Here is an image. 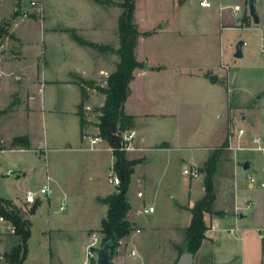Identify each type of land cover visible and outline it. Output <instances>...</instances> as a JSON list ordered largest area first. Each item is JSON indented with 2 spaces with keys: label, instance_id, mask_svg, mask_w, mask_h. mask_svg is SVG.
Masks as SVG:
<instances>
[{
  "label": "rangeland",
  "instance_id": "obj_1",
  "mask_svg": "<svg viewBox=\"0 0 264 264\" xmlns=\"http://www.w3.org/2000/svg\"><path fill=\"white\" fill-rule=\"evenodd\" d=\"M52 1L55 3L69 2V0ZM71 1L78 4L77 6L75 5L74 10L76 16L81 20L83 18L88 20L95 13L104 16L107 21V23L105 21L106 25L113 20V28L111 33L109 29V37L106 39L90 35L91 37H85L84 40V38L82 39L78 36L87 43V45L83 46L92 52V45L94 43L103 44L108 42L115 49L119 45V39L117 35L118 17L115 23L114 16L117 11L119 13L118 16L120 15L121 8L116 5H108V2L99 4L93 0H88L92 4V11L89 8L90 6H85L87 2L85 0V3L81 0ZM121 1L110 0V2L115 4ZM254 1L260 19L259 24H253L247 10H244L240 17H247L249 27L216 29L214 39L210 40L206 36L201 35L202 31L197 26L191 31L181 33V36L173 31L174 27H176L175 19H171V17L176 16V14L178 15L180 10L185 9L177 7L178 5L175 1L135 0L133 21L140 33L135 48L136 59L140 63V66L137 68L138 72L143 71V64H146V59L147 62L166 67L163 73L165 79H168L167 76L169 77L170 74L176 75L179 72L185 74L186 69H200L204 63L218 64L222 62L223 66H225V69L223 67L225 72L221 78V84L224 86L227 95L226 111L210 115L205 113V111L199 114H190L189 116L186 114L178 120L183 137L189 136L195 139L198 136H202V133L206 134L207 130L211 127H215L216 131L218 128L219 132L226 131L225 139L227 144L231 142L233 146L237 145V143L240 146H246L242 140L247 135L248 127L250 126L255 127V134L264 137V55L260 49L261 45L264 44V0ZM12 2L19 6V9L14 11L12 15L17 16L20 11H24L28 15L37 14L40 16L43 14L42 16H44L41 5H43L45 0H0V18L8 17L4 21H8L12 16L8 15ZM31 2H34L35 5H31ZM55 8L57 9L58 7ZM58 9L61 11L63 8L59 7ZM190 16H186L189 20L186 23L189 26L192 19ZM161 20H168L169 26L167 32L150 36L155 32L152 30L160 24ZM178 25H181V23ZM40 27L38 21H28L27 19L18 22L14 27L15 34L23 37L22 47L25 53L24 57L16 60L13 65L20 72L26 70L25 72H28L30 75L31 73L37 75L35 66V56L37 55L38 69L40 70L41 66L44 65L43 71L48 78L57 77L58 79H65L68 76L65 73V70H67L65 66L66 64H70L68 57L66 58L67 53H64L65 55L63 53L59 54L56 50L58 48L53 45L51 40L48 38L41 39ZM8 31H10V27ZM89 31L90 29L86 28L88 35ZM72 33L74 31H71ZM238 41L244 43L243 56L241 58L233 56L235 45ZM19 46L20 43L14 37H5L2 40L0 50H4L3 54L6 57L10 54L9 48L18 50ZM98 52L99 50L92 54L98 56ZM101 55L103 68L101 77L94 81L93 86L88 87L92 95L97 87L105 86L107 77L115 70V62L118 61V57L114 53L106 52ZM63 56H65L66 60L61 61V57ZM38 75L40 76L39 72ZM232 77L234 82L232 81ZM7 78L10 87L6 86L0 89V99L7 95L8 89H18V91L22 89L23 81H16L14 75ZM177 80L179 81L177 82L179 88L181 86L187 87L186 75L177 78ZM188 86L193 88L192 84ZM217 86L221 89L220 82H218ZM93 87L94 90H92ZM63 89L64 87H58L56 90L63 91ZM216 90L219 91L218 89ZM194 91L195 88L192 89V92ZM213 94L215 100L218 101L217 93L213 92ZM66 95L72 104L75 99L74 94L66 92ZM100 95L99 92L96 93L86 104L84 116L87 117L88 114L89 117H87L86 121L90 126L84 129V136L97 135V128L94 125L98 122V109L103 102ZM233 99H237V101L234 102ZM216 106H219V104H216ZM218 115L220 116L218 117ZM35 117L39 120L40 114L35 115ZM70 121L72 122L73 120ZM217 124H219V127H217ZM72 125H75L74 122ZM239 128L244 129L245 135L240 139H236ZM39 133L41 136V132ZM75 137L77 138L76 147L73 144L75 150L52 152L51 150H46L44 153L40 150H27L23 152L0 151V197L10 200L13 207L19 208L23 218L28 221L30 226V237L27 242L28 254L23 264H83V261H85V264H95L96 250L101 246L104 238V234L100 232V222L105 218L107 211V207L98 201V197H105L107 193L111 194L115 192L117 186L108 182V176L115 175L113 172L108 174V166L112 162V156L108 152L89 150L90 146L86 140H83V137L82 142L79 140V135H74L72 140H75ZM100 145L102 144L100 143ZM220 145L216 144L209 151V154ZM8 146L9 144H5V150L18 148H9ZM33 146V149L38 147L37 143H34ZM179 153L186 160L185 166L191 168L190 164L193 161L188 159L191 155L190 150H183ZM203 153L201 151L192 152L195 157L194 162ZM231 154H234L231 150L224 149L217 163V172L214 178L218 196L221 192L222 194L224 193V196H227L232 188L233 181H230L228 178L230 175L229 167L230 161L233 162L235 159L231 158ZM259 154H262V152L238 151L236 153L237 161L250 158L251 166H253L255 161H252V159L257 158ZM138 161L141 162L142 159ZM203 165L204 162L200 168L202 170ZM194 168L199 171L198 167ZM8 170H11V173L6 174ZM140 171V168H135L136 173ZM171 171L170 182L151 184L153 190L156 189L157 192L161 191V198L162 196L166 197V195L171 194L175 201L178 199L183 200V198L186 199L189 184H191V195L196 196V198L200 197L202 192L201 187L203 186V172L198 173L197 177L191 178L182 174L181 167L179 166L176 169L172 168ZM136 173L132 177V185L127 194V200L129 205H131L130 210H133V212L139 211L138 213L141 214L140 220L137 223L138 226H141L142 220L151 214L141 213L143 207H147L146 182H137V176L140 177L141 175H136ZM250 173H252L251 169L243 170L240 168L236 175L238 190L243 196L246 193V176ZM47 176H49V179H47ZM44 184L48 185L51 193L47 197L38 195L37 197L41 201V204L31 213L33 205L25 204V193L27 191L38 192ZM158 185L160 187H156ZM137 190L141 191L143 196H136ZM97 195L98 197H96ZM161 198H158L159 202L156 204L157 209L154 214V217L157 219L155 224L158 229L166 223L161 215L160 208L166 204L165 199ZM39 200L37 203L40 202ZM259 219L264 222V211L259 215ZM3 222L5 225L11 226L8 222L4 220ZM6 231L4 232L0 229V264H5L3 254L8 252L18 242L13 232H10L8 229ZM132 231H135V228ZM160 231L158 230V234L154 237H146L145 240L136 242L135 248L132 242L127 241L126 243L124 242L125 240L121 239L113 252L112 258L123 256L130 260H136L138 264H173L178 250L175 247L164 246L166 242L160 238L159 234L162 233ZM179 235L183 243L184 232H180ZM93 236L96 237L97 242L94 247L89 248V251L92 253L89 256L87 255V248Z\"/></svg>",
  "mask_w": 264,
  "mask_h": 264
},
{
  "label": "crops",
  "instance_id": "obj_2",
  "mask_svg": "<svg viewBox=\"0 0 264 264\" xmlns=\"http://www.w3.org/2000/svg\"><path fill=\"white\" fill-rule=\"evenodd\" d=\"M70 1L55 3L52 0H45L43 5H41L44 16H42L43 14L40 16L37 14L28 15L26 12L20 11L19 15L15 16L11 23L9 33L20 43V46L18 50L9 48L10 54L6 57L3 54L4 50H0V89L6 86L10 87L7 77L11 75L16 77V81H23V85L19 91L13 88L8 89L7 95L0 99V142L8 145L14 137L27 136L29 149L18 147L15 149H4V152L40 150L44 153L46 150H51V152L75 150L73 144L76 147L77 138L75 137V140H72L74 135H79L81 142L82 137L85 140V134H83L85 132L84 129L90 126V124L86 121L87 124L81 133L79 117L77 115L81 95L76 80L77 78L91 80L93 82L98 80L103 71L101 55L103 52L98 47L101 45H111L108 42L103 44L94 43L92 45V52H90L87 50V47L78 44L71 37V31H74L77 36L82 39L84 38V40L85 37L88 38L90 35L100 38L104 37L106 39L109 37V29L111 33L113 28V20L106 25L107 21L104 16L99 13L96 14L95 11L94 16L90 17L91 19L89 18L90 20H86V18L81 20L76 16L74 10L78 4ZM81 1L83 3L87 1L85 6H90L89 8L92 10V4L88 0H85V2L84 0ZM240 1L243 4L246 0ZM176 4L180 9L185 8L184 10H180V12L177 11L178 15L176 14V16L171 17V19H175L176 26L173 31L178 33L179 36H181V33L191 31L197 26L202 31L201 35L213 40L216 29L243 28L239 26L240 18L233 16L229 10L219 11L217 8L200 9L179 2H176ZM243 6L244 10H247L246 4H243ZM18 7L17 4L12 2L8 15H12L14 11L19 9ZM55 7H61L63 9L60 11V9H56ZM118 14L117 11L114 16L115 23ZM187 15H191L190 17L192 18L190 26L186 23L187 21L189 22L186 17ZM7 18H0V23ZM26 19L28 21H38L41 26V39L48 38L51 40L53 45L58 48L56 50L59 54L67 53L66 58L68 57L70 64H66L65 68L67 70H65V73L70 77L66 76L65 79H58L57 77L48 78L43 71L44 65L41 66L40 70L38 69L37 55L35 56L37 75L32 73L30 75L28 72H25L26 70L20 72V70L16 69L13 64L16 60L24 57L25 52L22 47L23 37L17 36L13 29L18 22ZM168 23V20H161L160 24L152 30L155 32L150 36L166 33L169 26ZM179 23L181 25H178ZM86 28L90 29L88 32L89 35L86 33ZM98 50L99 57L96 54H92ZM64 60H66L65 56L61 57V61ZM223 67L225 69L222 62L218 64L204 63L200 69H186L185 74L180 72L176 75L170 74L169 77L167 76L168 79H165L163 73L166 67L147 62L146 59V69L143 68L142 72H138L139 70L137 69L134 71L133 79L129 83V94L124 104V112L134 117V127L129 131L132 134V139L129 142L130 149L125 152L128 160L142 159V161H139L134 166L129 189L132 185V177L136 173L135 168L138 167L141 171L136 173V175L141 176H137L136 181L146 182V206H151L154 209L150 213V216L142 220L141 226L137 225L141 215L138 213L139 211H129L127 219L132 228H135V231H132L123 240L126 243L127 241L132 242L134 248L136 242L145 240L146 237H154L158 234V230H162L160 231L162 233L159 235L166 242L164 246L175 247L179 252V248L184 244L179 234L189 225L190 213L188 209L203 196V186L201 187L202 192L200 197L196 198V196L191 195V184H189L186 199L183 198V200L178 199L175 201L171 194L166 195L167 198L165 196L161 198V191L157 192L156 189L153 190L151 184L170 182L172 168L176 169L179 166L181 167V172L184 168H187L185 166L186 160L179 152L190 150L191 155L188 159L193 161L190 167H198L200 170L201 165L209 155V151L216 144L220 145L224 141L226 131L219 132V128L216 131L215 127H211L207 130L206 134L202 133V136H198L195 139L189 136L183 137L178 121L186 114L189 116L190 114H199L205 111V113L210 115L212 113L226 111L227 95L224 86L221 84V78L225 72ZM183 75H186L188 84L186 88L182 86L179 88L177 78ZM211 75H216L217 77L214 84L209 82ZM232 81L234 82L233 77ZM218 82H220L221 89L218 86V88L216 87ZM190 84H192L193 88L188 86ZM58 87H64V92L62 90L57 91L56 89ZM194 88L195 91L192 92ZM86 91L87 99L83 106L84 114L87 102L93 95L98 93L95 90L92 95L88 87ZM66 92L72 95L74 94L75 99L72 104L69 102ZM213 92L217 93L218 101L215 100ZM100 96L104 101V95L101 94ZM233 100L234 102L237 101V99ZM66 103L67 105H65ZM216 104H219L220 107L216 106ZM39 114L40 119L38 120L35 115ZM87 117H89L88 114ZM87 117H85V120ZM70 120L73 121L71 122ZM73 122L75 125H72ZM217 125L219 127V124ZM39 132H41V136ZM254 134L255 127H248V133L242 140L246 145L244 147L251 146V136ZM34 143L38 145L36 149H33ZM87 143L90 146L89 150L108 152L112 156L111 148L104 141L100 140L94 144H90L87 141ZM194 151L204 152L196 162H194L195 157L192 154ZM236 153L231 154V158L233 157L235 160L233 162L230 161L229 167L230 175L228 178L230 181H233L231 191L227 196H224L222 192L218 196L216 192L214 210L221 212V214L205 216L208 227L213 223L216 229L207 234L205 233V239L202 241L200 248L193 254V264H264V252L262 250L264 222L259 219V215L264 211V189L251 187L247 183L246 193L243 196L238 190V180L236 179V175L245 161L249 162L248 170L251 169L252 173H257L264 163V153L252 159V161H255L253 166H251L250 158L237 161ZM113 163L114 157L112 156V162L108 166V174L112 172ZM47 179H49V176H47ZM156 187H160V185ZM138 192L141 191L137 190L136 196ZM108 194L110 193H107L105 196ZM98 198H104V196H99ZM158 198L165 199L166 204L160 207L161 215L166 222L160 229L156 227L155 223L157 219L154 217L157 209L156 204L159 202ZM40 204L41 201L36 208ZM255 208L256 210H254ZM0 229L4 232L8 229L11 232V226L5 225L3 220H0ZM226 231H232V233L228 234ZM144 232L145 234L143 235ZM261 234H263V237H261ZM138 237L139 239H137ZM178 252L177 256L174 257L173 264L178 258ZM112 262L113 264H138L136 260H130L123 256L112 258ZM83 264H85V261H83Z\"/></svg>",
  "mask_w": 264,
  "mask_h": 264
},
{
  "label": "trees",
  "instance_id": "obj_3",
  "mask_svg": "<svg viewBox=\"0 0 264 264\" xmlns=\"http://www.w3.org/2000/svg\"><path fill=\"white\" fill-rule=\"evenodd\" d=\"M99 4L116 5L121 8V13L117 20V35L119 39L118 48L113 49L109 45H101L98 49L103 52L114 53L118 57L115 70L107 77L104 87H97L96 90L104 95V101L98 109V122L94 125L97 128V136L108 144L111 148L114 163L112 172L119 179V185L116 191L108 194L104 198H98V201L107 207L106 216L100 222V232L104 234L102 244L117 236V243L111 250V255L118 245V242L126 238L133 230L127 219V213L130 205L127 200L131 175L134 166L139 163L138 160H128L126 152L120 150L121 135L130 131L134 127V117L124 112V104L129 94V83L133 79L134 71L140 66L136 59L135 48L137 39L140 35L134 23L135 0H122L119 3L110 2V0H93ZM15 15H12L8 21L0 23V46L5 37L13 38L8 29ZM248 25L247 17L240 18L239 26ZM71 37L80 45H87L85 41L72 33ZM76 84L79 86L81 100L78 104L77 115L79 117L80 130L87 124L84 116L83 106L87 99V87L93 86L91 80L77 78ZM94 88V87H93ZM1 113V111H0ZM83 136V134H81ZM5 144L0 142V151L4 150ZM9 148L20 147L29 149V140L27 136H18L11 139ZM227 147V141L224 139L222 144L210 152L203 165V196L197 200L191 208L189 225L183 230V246L179 248L178 256L184 252L194 254L205 239V232L208 225L205 220L206 215H219L221 212L214 210L216 199L215 174L217 172V163ZM38 201V200H37ZM37 201L33 204L31 213L38 206ZM0 218L8 222L13 228V235L18 242L10 250L3 254L5 264H23L28 254L27 242L30 237V226L23 218L21 210L13 207L10 200L0 197ZM262 250L264 252V237L262 238ZM177 260V259H176Z\"/></svg>",
  "mask_w": 264,
  "mask_h": 264
},
{
  "label": "built area",
  "instance_id": "obj_4",
  "mask_svg": "<svg viewBox=\"0 0 264 264\" xmlns=\"http://www.w3.org/2000/svg\"><path fill=\"white\" fill-rule=\"evenodd\" d=\"M176 2H179L184 5H191L196 8L200 9H212V8H217L219 11H225L229 10L233 16L235 17H240L241 13L244 11V6L241 3L240 0L236 1H231V0H175ZM31 5H35L34 2H31ZM261 52L264 55V44L261 45ZM263 123H264V118H263ZM245 135V131L242 128H239L237 130L236 134V139H240ZM121 142L123 143L121 145L120 149H124V151L130 149L129 142L132 139V134L128 131L123 133L121 136ZM84 139L87 140L90 144H94L99 142L101 139L96 135V136H91V135H86L84 136ZM226 149L231 150L234 154L238 151H253V152H262L264 153V137L260 136L259 134H254L251 136V146L249 147H244L240 146V144L237 143V145L233 146V144L230 142L227 144ZM11 173V170L7 171V174ZM182 173L188 177H197L199 171L196 168H184ZM246 180L249 186L251 187H256L259 189H264V163L263 165L259 168L258 172L255 173H250L246 176ZM108 182L114 186L119 185V179L115 175H109L108 176ZM51 193V190L49 189L47 184H44L38 192H32V191H27L24 196V202L27 205H33L38 199V195L42 196H48ZM138 197L142 196L141 192L137 193ZM153 207L148 206L144 207L142 209L143 214H150L153 212ZM0 220H3L0 218ZM216 226L215 224L211 223L206 230V234L210 231H215ZM11 232H13V228L11 227ZM228 234H231L232 231H226ZM261 237H263V234H261ZM97 239L95 236L91 238V242L87 248V255L91 256L92 253L89 251V248L94 247L96 244Z\"/></svg>",
  "mask_w": 264,
  "mask_h": 264
},
{
  "label": "water",
  "instance_id": "obj_5",
  "mask_svg": "<svg viewBox=\"0 0 264 264\" xmlns=\"http://www.w3.org/2000/svg\"><path fill=\"white\" fill-rule=\"evenodd\" d=\"M243 4L247 6L248 16L251 18L253 24H259L260 19L256 9V3L254 0L244 1ZM242 41H238L235 45V52L233 56L235 58L242 57ZM143 68L146 69V64H143ZM216 75H211L209 77V82L214 84L216 82ZM243 170L249 169V162L245 161L242 165ZM203 170L200 169L199 173H202ZM117 243V236H114V239H109L105 241L101 246L96 250L95 264H113L111 250ZM174 264H193V254L187 251L182 252Z\"/></svg>",
  "mask_w": 264,
  "mask_h": 264
}]
</instances>
